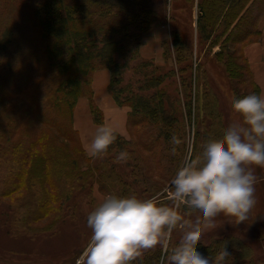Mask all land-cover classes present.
Segmentation results:
<instances>
[{
    "label": "trees",
    "instance_id": "16d2710c",
    "mask_svg": "<svg viewBox=\"0 0 264 264\" xmlns=\"http://www.w3.org/2000/svg\"><path fill=\"white\" fill-rule=\"evenodd\" d=\"M194 2L195 0H180L171 3V16L173 17V13L175 17L179 16L190 30L187 39H184L186 34H180L176 30L172 33L175 61L181 58L180 53L187 52L190 55L192 52L191 45L195 32L191 29L193 27L191 14ZM157 6L154 0H0V90L3 91L4 84L10 86L12 91H24L21 89L22 84L25 89L30 88L39 109L36 118L46 123L59 122L60 134L66 135L68 111L73 110L85 89L88 92L91 112L94 117L96 115L95 118L99 122L100 111L92 101V75L98 68H107L110 73L109 93L118 105L128 103L130 106L127 127L140 125L138 145L155 157L154 169L161 179L168 181L176 172L175 164L180 157L179 154L184 152L186 124L178 118V109L175 108L169 94L158 87L162 76L156 79L148 76L144 79L140 87L153 89L149 95L130 94L128 92L130 86L122 85L124 70L130 61L139 57V46L143 41V35L149 31L158 13ZM198 7L199 40H208V48L219 45L213 56L224 65L226 74L231 81L233 80L232 94L242 96L255 92L260 96L259 86L253 78L247 58L244 56V62L238 61L233 55L232 48L234 49L233 44L248 37L255 36V40L260 37L259 24L264 18V0H198ZM13 15L22 22L23 30L10 19ZM248 41L252 40L248 39L245 43ZM146 64L148 63L140 61L138 67ZM212 64L213 61L209 62V65ZM135 66L137 68V63ZM35 76L44 81L35 80ZM235 78L238 81H249L251 90H240ZM124 92L127 94L121 96ZM205 93L206 91L203 92L204 97ZM182 95L186 98L184 109L189 121L195 109L200 112L204 108L207 113L201 123L197 121L195 124L193 151L198 152L201 144L221 138L223 127L221 112L217 110L214 97L208 98L207 102L201 105L199 95H194L193 99L187 79L184 80ZM30 108V110L27 108L23 115L30 114L33 110ZM12 123L11 112L0 100V137L5 138L9 135L7 130ZM200 125L204 131L203 136L199 138ZM73 129L76 130L74 127ZM173 136L179 143L173 142ZM120 137L118 134L116 140H120ZM5 139L6 142L9 141L7 137ZM27 141L33 142L32 137L25 133V136L16 141L7 142L10 143L12 151L11 155L4 156L2 160L6 180L4 179L5 187L0 191L1 195L14 190L18 179L26 178L23 161L27 163L29 158H33V161L36 158L31 152L28 153L29 148L25 149ZM2 142L0 138V160ZM78 142L83 154L87 155L79 136ZM18 152L23 153L22 158ZM138 154L140 155V152L137 149L134 155L137 157ZM66 158L62 147H50L45 150L37 160L36 166L40 170L32 177L30 182L32 188L39 185L44 177L50 176L49 181L54 179L55 182L61 179V169L67 161ZM19 160H22L21 167L14 173L10 170V163ZM43 166L45 170H41ZM251 167L255 169L257 182L264 178L263 166ZM83 174L86 173L80 172V175ZM136 178L141 186L148 183L156 190L160 185L143 167H140ZM71 188L72 181H64L62 190L59 193L57 191L56 195L66 197ZM53 197L56 199V196ZM50 203L49 195L45 201L40 202L39 208L46 210ZM194 247L210 258L225 247L229 253L227 264H247L240 261L241 254L245 255V245L228 235L214 237L207 244L197 241ZM234 251L240 252L237 258ZM165 255L166 251L163 254L161 246L147 249L131 264H162Z\"/></svg>",
    "mask_w": 264,
    "mask_h": 264
},
{
    "label": "rangeland",
    "instance_id": "374dc122",
    "mask_svg": "<svg viewBox=\"0 0 264 264\" xmlns=\"http://www.w3.org/2000/svg\"><path fill=\"white\" fill-rule=\"evenodd\" d=\"M174 1L179 2L180 0H154V4L158 5V13L149 31L143 35V41L139 46V57L130 61L128 67L124 70L122 85L128 84V87L130 86L128 91L130 94L143 93L149 95L153 92V89L147 90L140 87L144 79L148 76L154 79L159 76L163 77L158 87L169 94L175 108L178 109V118L186 124L184 152L179 154L180 157L177 159V164H175V166L177 165V171L186 159L194 161L198 156L200 146L198 152L193 151L195 124L197 121L200 122L203 116L207 114L204 108L200 112L195 109L189 121L184 109L186 98L182 95L184 80L187 79V85L190 84L191 86L192 98L194 99V95H199L200 105L206 103L208 98H215L217 110L221 112L223 127L232 118L229 97L232 95L231 85L234 83L226 74L224 65L214 59V52L219 49V45L216 44L208 48V40H199L197 31L198 0H195L191 14L193 20L191 29L195 32L193 45H191L192 52L190 55L187 52L180 53L181 58L175 61L172 33L176 30L180 34H186L184 39H187L190 30L185 21H182L179 16L175 17L174 13L173 17L171 16L170 8L171 3H174ZM10 19L23 30V24L17 19L16 15H13ZM262 29L264 31L263 27ZM248 39L252 41L245 43ZM246 40L233 44L234 49L232 48V52L238 61L244 62L246 45L252 42H264V33L262 35L261 31V35L257 40H255V36L248 37ZM140 61L148 64L138 67ZM212 61L213 64L209 65V62ZM35 80L44 81L37 76H35ZM235 81L237 82L235 84L242 91H250L252 88L249 81H238L236 78ZM22 87L21 89L24 91H12L10 86L4 84L3 91L0 90L1 104H4L11 112L13 118V123L7 130L9 135H6V137L9 140L7 142H11L25 136V133L31 136L33 142L27 141L25 149L29 148L28 153L31 152V155L36 156V158L34 161L33 158H29L27 163L23 161L26 178L18 179L14 190L6 195L0 194V264H83L86 247L91 236V229L86 223L87 215L109 193L118 195L135 194L141 198L156 196L162 203H171L169 199L172 190L170 182L176 172L168 181L161 179L157 174L154 169L155 157L138 145L141 132L140 125L128 126L126 128L127 133L120 135V140H115L106 152L92 157L83 154L78 142V131L73 129V127H80L82 130V126L89 125L86 116L88 111L91 114V108L86 89L76 101L77 104L78 100L83 98L81 101L86 104V107H83L86 112L79 109L77 113L76 104L73 110L69 109L66 116V135H62L58 128L59 122H55L56 124L46 123L36 118V113L39 110L37 101L32 97L30 88L25 89ZM204 91H206L205 97L203 96ZM125 94L127 92H124L121 96H125ZM125 106L130 109L128 103ZM30 107L33 109L31 113L26 116L23 115L24 112H27V108L31 109ZM92 117L94 123L100 124L101 119L98 122L95 118L96 115L95 117L92 115ZM78 118H81L82 125H80ZM199 129L200 138L203 136L204 131L202 125L199 126ZM0 138L3 141L0 160L1 191L5 187L4 181L6 180L2 160L4 156L11 155L12 150L10 149V143L8 144L4 137ZM50 147H62V151L67 155V161L61 169L62 178L55 182L54 179L49 181L50 176L44 177L40 180L39 185L32 188L33 185H30L32 177L36 176L40 170L36 166L37 160ZM123 149L131 153V159L119 162L116 160V156ZM137 149L140 155L138 154L136 157L134 154ZM18 155L22 158L23 153L18 152ZM138 156L141 158H138ZM11 163L10 170L15 173L20 169L22 160ZM140 167L145 168L148 174L160 183L156 190L155 187H152L153 185H148V183L140 185L138 178H136ZM41 170H45V167L43 166ZM80 172L86 174L80 175ZM86 175L88 176L86 177ZM146 179L148 180V178ZM68 180L72 181L69 195L66 197L57 196L56 192L59 193L64 186V181ZM147 186L150 187L147 188ZM255 188L256 203L250 210L246 221L234 223L232 218L220 214L215 218L214 226L203 228L202 239L199 241L207 244L214 237L228 235L231 239L245 245V255L241 254L240 261L247 264H264L263 179L256 183ZM49 195L51 196L50 206L46 210H41L39 208L40 202L45 201ZM53 195L56 196V199ZM177 212L179 219L185 223L193 215L187 213L183 206L179 207ZM178 236L179 230H174L168 241V249L174 246ZM160 246L164 254L166 250L162 245L157 244L155 248ZM237 251H234L235 258L240 253Z\"/></svg>",
    "mask_w": 264,
    "mask_h": 264
},
{
    "label": "clouds",
    "instance_id": "9594fccd",
    "mask_svg": "<svg viewBox=\"0 0 264 264\" xmlns=\"http://www.w3.org/2000/svg\"><path fill=\"white\" fill-rule=\"evenodd\" d=\"M229 101L231 121L219 140L201 144L196 159H186L178 167L170 182V204L156 196L109 193L88 213L91 236L83 264H131L157 244L166 250L162 264H227L225 247L210 258L194 245L220 214L234 223L248 219L256 203L257 176L251 165L264 166V97L255 92L232 94ZM118 134L115 125L101 123L86 146L87 154L106 152ZM173 142L179 143L175 136ZM129 159L126 149L116 156L119 162ZM181 206L193 214L187 223L178 217ZM174 230L179 236L168 249Z\"/></svg>",
    "mask_w": 264,
    "mask_h": 264
},
{
    "label": "crops",
    "instance_id": "0c3cea01",
    "mask_svg": "<svg viewBox=\"0 0 264 264\" xmlns=\"http://www.w3.org/2000/svg\"><path fill=\"white\" fill-rule=\"evenodd\" d=\"M264 18L260 22V29L262 35L264 33L262 27L264 28ZM245 56L248 60L249 67L254 76L255 82L260 88V96L264 97V42H252L245 46L244 49ZM110 78V73L105 68H100L94 71L92 75V101L96 104L100 111L99 119L101 123H111L119 129L120 135H125L127 133V117L129 108L125 105H118L108 92V82ZM83 99V98H82ZM78 100L76 104L77 113L80 111L86 112L83 107H86L81 100ZM92 112H87L86 119L89 120V125L86 124L75 128L78 131L82 147L86 152V146L91 142V139L95 135L96 128L100 125L93 122ZM88 117V118H87ZM81 118H78L80 125L82 122ZM264 181V178H263Z\"/></svg>",
    "mask_w": 264,
    "mask_h": 264
}]
</instances>
